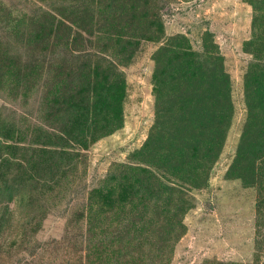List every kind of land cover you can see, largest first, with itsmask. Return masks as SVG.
<instances>
[{
    "label": "rangeland",
    "instance_id": "374dc122",
    "mask_svg": "<svg viewBox=\"0 0 264 264\" xmlns=\"http://www.w3.org/2000/svg\"><path fill=\"white\" fill-rule=\"evenodd\" d=\"M45 10L66 27L52 25L55 37L43 42L27 33L42 32ZM253 14L249 0H0V115L19 140L64 129L66 78L88 54L123 81L118 124L102 132L116 111L99 77L90 84L86 133L99 129L49 192L39 227L30 230L21 196L9 202L0 264H264L255 211L262 167L253 158L251 171L237 157L255 133L249 94L264 65V44L254 40L264 17L252 24ZM220 68L231 115L212 149L210 117L225 102L214 96ZM94 187L115 188L114 205L101 194L87 209Z\"/></svg>",
    "mask_w": 264,
    "mask_h": 264
},
{
    "label": "trees",
    "instance_id": "16d2710c",
    "mask_svg": "<svg viewBox=\"0 0 264 264\" xmlns=\"http://www.w3.org/2000/svg\"><path fill=\"white\" fill-rule=\"evenodd\" d=\"M249 2L253 4V9L255 10V14L252 16V24H254L261 19L260 17H264V0H249ZM39 16L44 19L42 32L35 30V33H27L28 37L32 35L35 39L45 42L51 36L55 37L56 35V33H49L52 25H56L55 29L66 27L63 22L64 18L62 20L59 18L55 23L53 20H49V16H51L49 11L45 10ZM254 40L264 44V33L256 34ZM262 53L264 54V47H262ZM88 55H90L86 59L88 62L70 71L68 78H66L68 83L66 86V90H68L66 98L69 111L64 117V129H57L55 133H48L45 129L40 128L38 135L40 137L37 138V141L23 142L19 140L18 134L12 133L13 129L10 127L9 122H3L0 115V236L8 228L9 221L12 218L9 202L17 196L22 197L21 201L27 211L32 213L31 217L26 220L32 223L31 226L33 227H30V230L35 231L45 215V202L50 195L49 192L53 191L57 186H61V179L72 169L76 168L80 156L79 149L83 148L89 140L96 136L99 128L101 129L99 132H102L103 130L114 128L118 124V106L123 95V81L119 80V73L115 68L112 69L113 66L108 65L109 61L107 63L105 59L97 54ZM93 58L102 60V62H99L102 66L98 69L94 65L91 66L89 62ZM260 69L261 76L255 80V83H252L249 94L254 96L249 101L251 108L249 125L256 126L255 133L251 136L252 141L248 148L245 151L240 148L237 152V157L243 155L241 159L245 160L244 165L251 171L254 166V163L251 162L253 158H256L259 162V167H262L259 174L255 211L257 214L256 224L257 221H260V225H264V65ZM219 73L222 75L224 82L220 83L219 88H214V96L215 93H221V97L225 102L220 115L213 113L210 117L211 127L208 132L210 134L213 133V136L209 138L211 140L209 147L212 149L219 147L223 133L222 128L228 124L231 115V102L227 96L228 78L223 69L220 68ZM251 74L252 70H249L246 75L247 81L249 80L248 75L250 76ZM97 77H99V87L104 90V97L109 101L110 112L116 111V114L111 115L112 118L109 121L95 129L96 134H94L92 131L86 133L90 125L87 106L90 102L88 99L90 84ZM54 92L57 93V90ZM53 97L57 98V95L54 94ZM50 134L55 139H49L48 136ZM241 175L244 176V173ZM147 181L150 185L152 184L150 176H147ZM151 186H154V184ZM114 189L109 187L105 188V192H102L100 187H94L90 191L86 203L87 209L92 202L100 201L101 194H105L108 203L114 205L116 200L111 199L115 195ZM162 192L168 197L173 194L174 189L164 184L162 185ZM89 199L94 200L90 201ZM176 221L177 226H179L181 220L178 219ZM25 233L24 230L21 234H18L17 244L25 243ZM15 240L13 239L9 244H14ZM36 244L37 242L33 244L32 248ZM84 262V264H92L93 260L87 258ZM262 262H264L263 257Z\"/></svg>",
    "mask_w": 264,
    "mask_h": 264
}]
</instances>
